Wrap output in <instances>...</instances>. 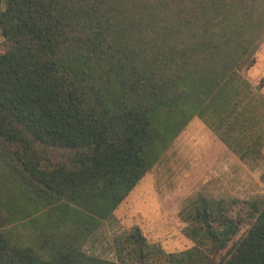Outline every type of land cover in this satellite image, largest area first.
<instances>
[{"label":"trees","instance_id":"1","mask_svg":"<svg viewBox=\"0 0 264 264\" xmlns=\"http://www.w3.org/2000/svg\"><path fill=\"white\" fill-rule=\"evenodd\" d=\"M263 37L264 0H0V264L159 252L137 228L120 262L81 243L193 117L259 155L264 100L241 71ZM192 205L193 246L168 264H264V199Z\"/></svg>","mask_w":264,"mask_h":264},{"label":"rangeland","instance_id":"2","mask_svg":"<svg viewBox=\"0 0 264 264\" xmlns=\"http://www.w3.org/2000/svg\"><path fill=\"white\" fill-rule=\"evenodd\" d=\"M252 59L241 75L264 100V37ZM260 115L262 124L254 125L253 131L263 147L256 158L246 160L228 148L202 119L193 117L111 216L82 241L81 249L89 255L120 262L115 253L117 242L137 228L146 243L159 250L143 263L168 264L165 254L193 246L183 229L199 195L264 199V112ZM125 253L121 254L123 260Z\"/></svg>","mask_w":264,"mask_h":264}]
</instances>
